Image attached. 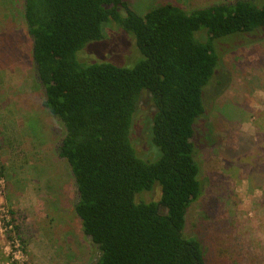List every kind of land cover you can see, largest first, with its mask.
I'll list each match as a JSON object with an SVG mask.
<instances>
[{
    "label": "trees",
    "instance_id": "1",
    "mask_svg": "<svg viewBox=\"0 0 264 264\" xmlns=\"http://www.w3.org/2000/svg\"><path fill=\"white\" fill-rule=\"evenodd\" d=\"M22 1L94 264L212 263L185 232L203 191L197 155L218 144L212 113L232 80L224 56L264 39V0L146 11L130 0Z\"/></svg>",
    "mask_w": 264,
    "mask_h": 264
},
{
    "label": "rangeland",
    "instance_id": "2",
    "mask_svg": "<svg viewBox=\"0 0 264 264\" xmlns=\"http://www.w3.org/2000/svg\"><path fill=\"white\" fill-rule=\"evenodd\" d=\"M229 1L130 0L140 11ZM23 18L22 0H0V264H94L74 211L75 182L56 153L63 130L42 106ZM224 65L232 80L212 113L218 144L197 155L203 191L185 232L199 236L210 264H264V39L228 52Z\"/></svg>",
    "mask_w": 264,
    "mask_h": 264
}]
</instances>
